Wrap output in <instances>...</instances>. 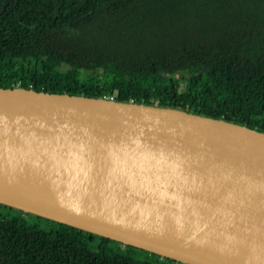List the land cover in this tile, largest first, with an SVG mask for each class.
<instances>
[{"label":"water","instance_id":"1","mask_svg":"<svg viewBox=\"0 0 264 264\" xmlns=\"http://www.w3.org/2000/svg\"><path fill=\"white\" fill-rule=\"evenodd\" d=\"M0 202L187 264H264V132L0 87Z\"/></svg>","mask_w":264,"mask_h":264},{"label":"trees","instance_id":"2","mask_svg":"<svg viewBox=\"0 0 264 264\" xmlns=\"http://www.w3.org/2000/svg\"><path fill=\"white\" fill-rule=\"evenodd\" d=\"M0 87L264 132V0H0ZM0 264H187L0 202Z\"/></svg>","mask_w":264,"mask_h":264},{"label":"rangeland","instance_id":"3","mask_svg":"<svg viewBox=\"0 0 264 264\" xmlns=\"http://www.w3.org/2000/svg\"><path fill=\"white\" fill-rule=\"evenodd\" d=\"M0 210H1V211H4V209H3V208H0Z\"/></svg>","mask_w":264,"mask_h":264},{"label":"built area","instance_id":"4","mask_svg":"<svg viewBox=\"0 0 264 264\" xmlns=\"http://www.w3.org/2000/svg\"><path fill=\"white\" fill-rule=\"evenodd\" d=\"M110 99H114L113 97H111Z\"/></svg>","mask_w":264,"mask_h":264}]
</instances>
